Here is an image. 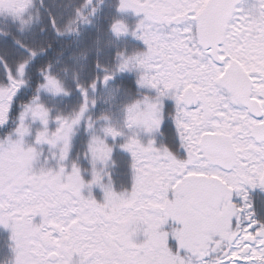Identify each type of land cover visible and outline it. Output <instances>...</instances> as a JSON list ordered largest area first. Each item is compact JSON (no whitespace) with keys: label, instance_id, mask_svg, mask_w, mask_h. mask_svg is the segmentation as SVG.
Masks as SVG:
<instances>
[{"label":"snow or ice","instance_id":"6c2138e0","mask_svg":"<svg viewBox=\"0 0 264 264\" xmlns=\"http://www.w3.org/2000/svg\"><path fill=\"white\" fill-rule=\"evenodd\" d=\"M0 264H264V0H0Z\"/></svg>","mask_w":264,"mask_h":264}]
</instances>
